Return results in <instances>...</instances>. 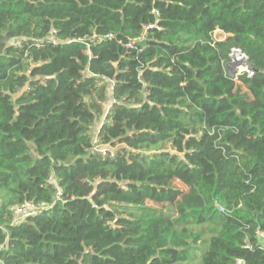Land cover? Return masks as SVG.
<instances>
[{"label":"trees","instance_id":"obj_1","mask_svg":"<svg viewBox=\"0 0 264 264\" xmlns=\"http://www.w3.org/2000/svg\"><path fill=\"white\" fill-rule=\"evenodd\" d=\"M261 234L264 0H0V264H264Z\"/></svg>","mask_w":264,"mask_h":264},{"label":"built area","instance_id":"obj_2","mask_svg":"<svg viewBox=\"0 0 264 264\" xmlns=\"http://www.w3.org/2000/svg\"><path fill=\"white\" fill-rule=\"evenodd\" d=\"M154 25H149L145 26V29L153 28ZM225 35V34H224ZM220 35L218 34V31H216L213 35L215 40H222L224 38L219 37ZM95 38V37H94ZM104 38H112V35H108ZM93 41V40H92ZM19 44V42H16ZM229 62L227 64V68L229 71V75L234 79V80H239V78L242 75H246L248 78H253L255 76V70L252 69L249 65V57L245 52H243L240 48H233L229 54ZM98 140H96L97 142ZM97 148L95 146L93 149ZM100 152L103 155H106V149L103 148L100 150ZM61 192H57L56 198L61 199ZM52 208V204L47 203V202H41V203H33V202H26L23 204H19L13 209V219H12V224L18 225L23 223L26 219L38 216L42 214L43 212L49 210ZM261 238L264 243V234H261ZM246 248H251L250 245H246ZM242 261L239 260L238 264H241Z\"/></svg>","mask_w":264,"mask_h":264},{"label":"rangeland","instance_id":"obj_3","mask_svg":"<svg viewBox=\"0 0 264 264\" xmlns=\"http://www.w3.org/2000/svg\"><path fill=\"white\" fill-rule=\"evenodd\" d=\"M221 38H225L226 35L222 34L221 36H219ZM104 121V119H102L95 127L94 132L95 135H97L98 129L100 127V125L102 124V122ZM177 187L179 188V197H181L184 193L187 192V187L185 185H183L181 182H177ZM207 233V231H205ZM206 237V234L202 235V239H204ZM208 247V243H200L198 245H195V248H192V250L190 251V259L188 258L186 261L179 263V264H203V255L206 251Z\"/></svg>","mask_w":264,"mask_h":264},{"label":"crops","instance_id":"obj_4","mask_svg":"<svg viewBox=\"0 0 264 264\" xmlns=\"http://www.w3.org/2000/svg\"><path fill=\"white\" fill-rule=\"evenodd\" d=\"M218 34L221 36V35L224 34V33L218 30Z\"/></svg>","mask_w":264,"mask_h":264},{"label":"bare ground","instance_id":"obj_5","mask_svg":"<svg viewBox=\"0 0 264 264\" xmlns=\"http://www.w3.org/2000/svg\"><path fill=\"white\" fill-rule=\"evenodd\" d=\"M53 44H55L56 45V42H53ZM227 65V64H226Z\"/></svg>","mask_w":264,"mask_h":264}]
</instances>
